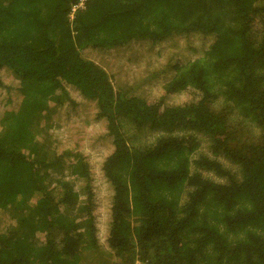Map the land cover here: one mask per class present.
I'll return each mask as SVG.
<instances>
[{
  "label": "trees",
  "instance_id": "1",
  "mask_svg": "<svg viewBox=\"0 0 264 264\" xmlns=\"http://www.w3.org/2000/svg\"><path fill=\"white\" fill-rule=\"evenodd\" d=\"M76 2L0 0V264H264V0Z\"/></svg>",
  "mask_w": 264,
  "mask_h": 264
},
{
  "label": "rangeland",
  "instance_id": "2",
  "mask_svg": "<svg viewBox=\"0 0 264 264\" xmlns=\"http://www.w3.org/2000/svg\"><path fill=\"white\" fill-rule=\"evenodd\" d=\"M135 43V42H134ZM138 43V42H137ZM186 44V42H183V45H185ZM135 45H137V44H135ZM95 55H96V53L95 52H93ZM192 53V52H191ZM193 54V53H192ZM93 55V54H92ZM189 55V54H188ZM149 57H153V56H149ZM189 57V56H188ZM97 58H99V57H97ZM97 60V59H96ZM149 65V66H148ZM146 67H152L151 65H150V63H148V64H144V68H146ZM52 117H51V123H53V126L51 125V128H49V130H48V132L50 133V132H53V134H54V132L55 131H58L61 127H60V125H59V123L58 122H55L54 121V116H55V114H53V115H51ZM125 129H128L127 131H129V132H132L133 130H134V126L132 125V124H126V126H125ZM254 131H256V129H253ZM139 131V132H138ZM135 132H138V138H136V139H134L133 141V143H138L137 141H141V142H148L149 140H152L159 132L158 131H154V130H150L148 127H144V128H136V131ZM185 132H187V130L185 131ZM38 135L40 136V135H42V136H44L43 134H41V133H38ZM50 140L51 141H53L52 140V136H51V138H50ZM199 143H200V145H199V149L200 150H203V149H205L206 148V143L204 142V141H202V140H199L198 141ZM225 165H228L227 164V162H225L224 160L222 161ZM53 174V173H52ZM54 175H58V174H54ZM64 179H67V176H65V178ZM100 200V202L101 203H105V198L104 197H102L101 199H99ZM69 211L70 212H72V210L71 209H69ZM101 240H103L102 238H100ZM99 244H100V246H102L104 249H107L108 250V248H107V246L102 242V241H100L99 242ZM109 252V251H108ZM104 255V254H103ZM87 256V255H86ZM104 257V259L103 260H100V261H95V260H92V258H89V257H86V258H84L83 259V261H82V264H110L111 263V257L108 255V256H103Z\"/></svg>",
  "mask_w": 264,
  "mask_h": 264
},
{
  "label": "built area",
  "instance_id": "3",
  "mask_svg": "<svg viewBox=\"0 0 264 264\" xmlns=\"http://www.w3.org/2000/svg\"><path fill=\"white\" fill-rule=\"evenodd\" d=\"M86 0H77V2L72 6V12L76 9V8H78V7H83V5H84V2H85ZM72 12L70 13V15H72ZM133 264H146V262L145 261H142V260H139V259H136L134 262H133Z\"/></svg>",
  "mask_w": 264,
  "mask_h": 264
}]
</instances>
